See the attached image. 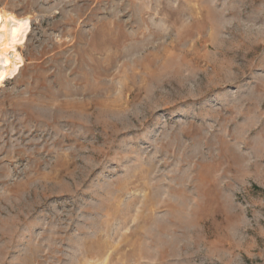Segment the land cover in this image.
I'll return each instance as SVG.
<instances>
[{"label": "rangeland", "instance_id": "obj_1", "mask_svg": "<svg viewBox=\"0 0 264 264\" xmlns=\"http://www.w3.org/2000/svg\"><path fill=\"white\" fill-rule=\"evenodd\" d=\"M0 7V264H264V0Z\"/></svg>", "mask_w": 264, "mask_h": 264}, {"label": "bare ground", "instance_id": "obj_2", "mask_svg": "<svg viewBox=\"0 0 264 264\" xmlns=\"http://www.w3.org/2000/svg\"><path fill=\"white\" fill-rule=\"evenodd\" d=\"M31 31L28 16H17L0 7V87L13 79L24 65L19 48Z\"/></svg>", "mask_w": 264, "mask_h": 264}]
</instances>
